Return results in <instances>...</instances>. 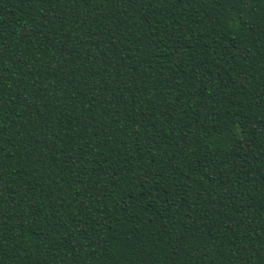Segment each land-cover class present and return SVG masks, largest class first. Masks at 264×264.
<instances>
[{
	"label": "trees",
	"instance_id": "trees-1",
	"mask_svg": "<svg viewBox=\"0 0 264 264\" xmlns=\"http://www.w3.org/2000/svg\"><path fill=\"white\" fill-rule=\"evenodd\" d=\"M0 264H264V0H0Z\"/></svg>",
	"mask_w": 264,
	"mask_h": 264
}]
</instances>
